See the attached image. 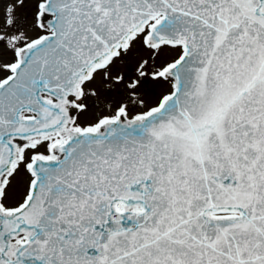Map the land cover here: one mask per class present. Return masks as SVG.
I'll use <instances>...</instances> for the list:
<instances>
[{"label":"snow or ice","instance_id":"snow-or-ice-1","mask_svg":"<svg viewBox=\"0 0 264 264\" xmlns=\"http://www.w3.org/2000/svg\"><path fill=\"white\" fill-rule=\"evenodd\" d=\"M0 264H264V0H0Z\"/></svg>","mask_w":264,"mask_h":264}]
</instances>
